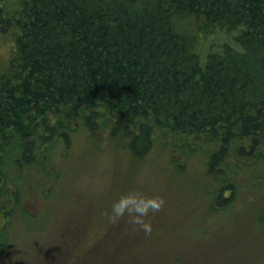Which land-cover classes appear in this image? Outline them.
I'll return each mask as SVG.
<instances>
[{
  "label": "trees",
  "instance_id": "obj_1",
  "mask_svg": "<svg viewBox=\"0 0 264 264\" xmlns=\"http://www.w3.org/2000/svg\"><path fill=\"white\" fill-rule=\"evenodd\" d=\"M0 34V233L23 190L53 181L51 162L69 156L77 133L90 146L104 134L135 165L157 144L171 173L197 157L204 177L186 179L211 209L264 167V0H22L6 17L0 7ZM78 213L63 228L77 239L91 221ZM179 217L150 215L149 234L127 217L111 222L90 261L134 264L142 245L172 236L163 220ZM177 230L192 240L208 231Z\"/></svg>",
  "mask_w": 264,
  "mask_h": 264
},
{
  "label": "rangeland",
  "instance_id": "obj_2",
  "mask_svg": "<svg viewBox=\"0 0 264 264\" xmlns=\"http://www.w3.org/2000/svg\"><path fill=\"white\" fill-rule=\"evenodd\" d=\"M21 1L0 0L2 14L10 15ZM3 36L0 34V60L9 52ZM208 38L224 40L216 33ZM228 39L225 41L229 42L231 37ZM73 141L68 157L51 162L56 174L53 181L40 183L44 179H39L38 186L20 194L23 207L20 203L13 206L17 210L4 233H0V264H101L100 260L90 261L89 249H100L102 241L98 235L111 224L104 213L110 212L112 202L121 194L130 191L162 196L163 211L149 216H180L178 224L163 220L168 228L177 227L193 235H197V229L208 230L204 238L192 240L175 236L180 233L174 228L165 241L152 239L142 245L134 264H168L172 260H176L172 264H264V221H256L258 211H264V167L257 165L259 173L255 168L245 172L236 181L232 201L226 207L211 209L210 194L195 188L193 179H186L187 172L193 177H204V165L195 156L185 163V173L178 174L171 173L167 153L157 144L135 165L128 149H115L104 134L96 140L97 144L91 141V146L80 133ZM90 200L94 203L89 204ZM25 210L33 218L27 217ZM78 211L89 214L91 220L79 239L64 234L63 229L65 225L72 228L70 220L80 215Z\"/></svg>",
  "mask_w": 264,
  "mask_h": 264
},
{
  "label": "clouds",
  "instance_id": "obj_3",
  "mask_svg": "<svg viewBox=\"0 0 264 264\" xmlns=\"http://www.w3.org/2000/svg\"><path fill=\"white\" fill-rule=\"evenodd\" d=\"M164 207L165 200L162 196H148L142 192L130 191L114 200L110 212L106 211L104 214L112 223L127 217L126 222L135 226V231L149 234L152 231L149 213L160 212Z\"/></svg>",
  "mask_w": 264,
  "mask_h": 264
}]
</instances>
